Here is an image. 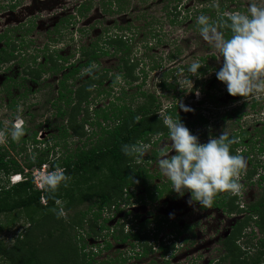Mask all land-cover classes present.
I'll return each instance as SVG.
<instances>
[{"label": "rangeland", "instance_id": "obj_1", "mask_svg": "<svg viewBox=\"0 0 264 264\" xmlns=\"http://www.w3.org/2000/svg\"><path fill=\"white\" fill-rule=\"evenodd\" d=\"M80 1L83 0H18L16 3L18 6L14 7V11L0 12V32L14 27L17 30L13 29L10 34L17 39L19 34H22L19 25L23 22L28 23L31 29L24 36L25 42L21 47L23 53L18 52L16 58L22 57L23 54L25 58L36 55L35 64L42 63L43 55L54 52L67 57L66 62L73 63L78 59L81 61L82 58L78 55L76 48L81 45L86 46L93 40L101 46L104 35H124L130 48V61L136 63L134 68L136 76L128 83L117 77V83L108 95H96L91 91L86 102H81L79 108L70 113L75 117L77 131L68 129V135L65 137L59 136L58 128L68 125L67 116L58 118L52 112L54 111L52 106L49 105L50 91L55 87L54 78H58L59 74L55 77V74L51 72H43L38 84H29L26 80V86L29 84L32 90L23 101L18 100L16 109L13 111L9 109L6 112L2 111L9 103V96H4L0 92L2 123L0 130L10 132L11 120H14L17 115L30 119L25 124L27 129L25 135L19 142L13 141L10 146L9 134L7 143L0 145V152L4 153L5 159H14L23 173L26 171L30 173L33 166H28L30 167L28 169L25 163L33 160V155L35 159L39 156L47 159L45 163L48 165L53 158L93 142L99 132L98 127L89 124V121L93 123L95 120L92 110L103 107L112 100L114 103L125 101L134 104L140 100L137 96L139 88L156 94L162 106L176 101L192 109L185 112L177 106L175 112L180 115L182 123L193 120L198 114L205 117L207 119L205 124L196 123L191 127V133L199 138L200 143H206L210 136L218 137L222 132L228 135L240 133L242 136L235 139L241 141V144L234 148V153L239 152L245 157L247 170L241 176L242 192L235 195L237 202L242 206L264 196V190L258 183V175L264 173L260 168L264 155L253 153L247 157L244 152L251 148L253 136L264 129V94H261L259 99L255 97L244 99L239 96L233 97L228 93L226 85L216 76L222 67L223 58L217 60L215 49L202 38L200 27L197 25L198 16L209 15V12L200 10L203 7L217 8L213 5L218 4L222 7L223 13L246 12L251 0H127V2L125 0L121 14L103 12L102 3L106 0H91L87 12L77 20L75 19L74 24L57 27L59 29L57 30L54 24L58 18L71 13ZM255 2L264 6V0H255ZM117 26L128 29L120 31L116 28ZM51 50L54 51L51 52ZM77 55L79 58L76 59ZM117 61V54L100 56L97 65L92 63L91 67L83 69V74L73 81L74 86L79 83L80 77L89 74L86 71L89 69H91L90 73H93L96 68L99 70L107 68L108 75L116 73L113 67ZM197 61L202 67L194 75L189 71V67ZM3 65H9L8 73L21 69L16 62ZM44 67H47V64ZM2 70L0 68V81L7 73ZM160 80L168 83L169 89L160 90L158 86ZM107 81L108 78H105L102 84L106 85ZM36 86H38L37 90H35ZM20 91H22L21 87L13 88L9 91V95ZM115 97L122 100H117ZM243 101L245 105L240 110L239 119L236 117L220 119L222 111L232 109ZM18 108L22 111L18 112ZM83 118H86L85 122H82ZM32 131H35L36 142L28 138ZM42 137L45 139L38 141ZM148 142L147 145H150V148L147 153L143 157L138 155L134 158L135 163L144 166L152 176L147 179L146 184L133 186L134 197L137 198L131 201L135 202V206L130 209L131 214L138 217L133 228H143L147 235L144 236L149 239V242L170 241L172 243L170 250L161 254L153 244L148 253L137 254L140 247L130 248L127 242L122 243L110 235L105 237L96 235L95 232L98 231L89 225L88 214L82 220L81 228H75L78 214L90 203L84 196L85 192H82L84 195L76 194L73 199L68 198L55 203L58 205V212L63 209L61 207L63 202L68 203L63 209L65 214L60 218H57V214L52 209L46 210V213L50 212V218L55 219L51 222L53 225L48 222V225L43 223L41 226L40 222H45L43 219H46L43 209L18 208L0 213V264H28L27 258H31L28 252L31 249H36L34 252L36 264L76 263L81 255L79 243L74 238L75 233L78 236L84 235L86 247L83 250L87 253L91 252V260L95 264H214L219 254L223 252L220 240L228 235V231L235 221L242 217V213L229 214L215 207H203L198 204L189 206L187 203L190 199L189 192L186 191L183 197L178 196L158 165L161 148L167 146L171 150L169 133L160 137L150 136ZM153 152L156 154L153 155ZM10 174L13 173L9 172L5 175L0 172V187L10 185L8 180ZM30 175L33 179L34 175ZM102 186L106 188L107 182ZM146 186L148 190L158 187L162 192L159 196L154 193L153 200L146 199ZM137 199L140 201L136 202ZM259 213L264 217V207ZM170 214H174V218H170ZM119 217L121 213L114 215L106 225L110 227L118 225ZM158 217H164L167 223L157 225L153 219ZM257 220L260 219L257 217ZM168 221H171L173 225ZM252 221H249L241 229V235L234 239V244L240 253L247 252L251 255L257 250L256 239L260 233ZM49 224L56 226L50 228L51 237H57L60 240L59 243H63L65 247L70 246L71 254L65 252L66 248L62 250L59 243L48 238L46 231ZM185 225L188 226L187 229H183ZM60 228L64 229V236H61ZM176 230H180L181 233L176 234ZM250 230H252L251 234ZM87 231L91 232L92 237L87 236ZM43 239L50 241L42 245ZM103 239L109 241V248L103 247ZM221 264L229 263L225 261ZM258 264H264V255Z\"/></svg>", "mask_w": 264, "mask_h": 264}, {"label": "trees", "instance_id": "obj_2", "mask_svg": "<svg viewBox=\"0 0 264 264\" xmlns=\"http://www.w3.org/2000/svg\"><path fill=\"white\" fill-rule=\"evenodd\" d=\"M124 1L125 0H106L102 3V10L105 13L121 14L122 6L125 4ZM17 2L18 0L0 1V12L2 10L7 12L14 11V7L18 6L16 5ZM90 2L91 0H83L77 3L75 5L76 7L71 10V13L61 15V17L58 18L54 27L62 28L66 24H74L73 22L75 19L77 20V18L87 12L90 7ZM200 10L209 12L208 16L211 19L213 18L212 21L215 22H219L223 15L222 7L220 6L217 8L207 6ZM172 20H170V22ZM19 27H21L20 30L22 34L20 33L17 39L13 38L10 34L13 29H16L14 27L0 32V65L16 62L21 66L20 70L14 73L10 71V73L4 76L2 90L9 95L10 87H21L23 90L21 95L24 96L30 88V85L26 86V78L29 80V83L38 84L39 78L43 72H51L55 75L61 73L55 81V87L50 91L49 98L52 108L55 110V116L58 118L67 116L66 122H68V125H62L58 128L60 133V135H58L60 137L68 135V129L74 130V132L77 131L75 117L70 113L74 110L76 111L81 102H86L91 91L95 92L96 95H108L112 87L116 85L117 77L122 78L124 82L127 81L128 83L136 76L134 74L136 63L130 61V48L126 43V37L124 35H104L101 46L96 44V40H93L86 46L81 45L77 48L78 55L82 58L81 61L78 59L73 63L66 62L67 57H62L54 52L43 55L42 63L35 64L37 59L36 55H30L28 58H25V54H23L21 55L22 57L16 58L17 53L22 51L21 47L25 42V34L31 29L30 25L26 22L20 24ZM198 27H200V25H198ZM58 28L57 30H59ZM116 28L118 30L120 29V31L128 29L124 26H117ZM220 30L224 32L226 38L231 37L232 33L230 29L221 28ZM53 51L54 50H51V52ZM111 53H113V55H118V61L113 67L116 73L108 75L109 70L107 68H101L100 70L96 68L93 73L80 77L79 83L74 86L73 81L83 74V69L85 67H91L92 63L97 65L100 56L110 55ZM78 55L76 59L79 58ZM45 64H47V67H44ZM8 69H10L9 66ZM105 78H108V81L106 85H103L102 83ZM158 86L160 90L164 88L169 89V84L164 80H160ZM35 90H37V88ZM137 96L140 100L136 101L134 104L121 101L122 98L115 97L117 100L120 99L121 102L114 103L112 100L103 107L93 109L92 114L95 120L93 123L89 121V124L98 127L99 134L96 139L91 143L86 145L83 144L81 147L75 148L73 151L65 153L64 155H59L49 161L48 170L50 172L54 171L58 165L64 168L66 174L71 177L67 187H64L62 184L55 193L46 191L44 187L36 189L33 187L29 172H27L25 173L26 179L6 187H0V213L10 212L18 208L32 210L43 209L46 219H43L45 222H40V224L41 226H43V223L48 225V222L52 224L51 222L55 221V219L50 218V212L46 213V210L52 209L53 211V209H55L56 211L54 212L57 213L58 205L55 204L57 201L66 200L68 198L73 199L76 194L84 195L82 192H85L84 196L90 203L84 211L78 214L77 222L75 221V228H81L82 220L88 214L89 225L95 227L98 231L95 232L96 235H103V237L110 235L112 238L122 243L127 242L130 248L140 247V251L136 252L137 254L144 255L148 253L154 245L161 254H165L170 250L172 248V243L170 241L149 242V239L145 237L147 235H145L143 228H133L135 223H137L136 218L138 217L129 216L130 211H124L121 206V204H129L131 200L137 198L134 197V185L146 184L145 182L147 179L152 176L144 166H139L135 163L136 159L134 158L138 156V153L132 152L131 155H125L122 149L125 145L133 146L138 143L148 144L150 136H166L168 134V128L163 122L164 116L171 115L173 118L178 117L179 114L175 112V109L179 106V103L172 101L168 105L162 106L156 94L147 92L144 89L140 90L139 88L137 89ZM244 105L245 103L243 101L232 109H225L222 111L220 119L227 120L233 117L239 119L240 110ZM8 107L12 108L13 105L9 103ZM137 118H139V120H137ZM85 121L86 118H83L82 122ZM102 122L106 124L103 125ZM206 122L207 119L198 114L196 118L191 121L188 120L183 124L191 132V127L196 123L205 124ZM34 136L35 132L33 131L28 138H30L32 142H35ZM228 136L230 139H235L242 135L239 133V135L229 134ZM253 138L252 145L250 146L251 148L244 151L245 155L247 157L253 153L264 155V129L261 133L255 134ZM255 139H258V141H255ZM256 142L257 145H255ZM12 144L13 140L10 139L9 145L11 146ZM240 144L241 141H238L231 145L232 154H235L234 148ZM155 154L156 153L153 152V155ZM46 161L47 159L39 156L34 160H28L25 165L27 167L39 166ZM30 167H28V169ZM260 168L264 172V160L260 164ZM0 172L5 175H8L9 172L23 174L21 167L16 161L14 159H5L3 152H0ZM106 182L107 186L105 188L102 185ZM262 182H264V173L258 175V183L261 184L260 187L264 190V183ZM161 192L162 190L160 188L154 187L152 190L147 189V194L145 193V195L147 198L153 200L154 193L159 196ZM40 198L44 199V203L40 202ZM80 199H82V197ZM67 205L68 203L63 202L61 207L64 209ZM211 207H215L229 214L242 213V217L235 221L228 231V235L220 240L223 252L219 254L214 264H221L225 261L229 264H258L264 255V217L259 213L264 207V196L262 195L254 201H250L241 206L237 202L235 195L227 192L220 193L215 197ZM118 213H121V217L118 219L119 222H117V224H119L113 227L106 225V223ZM257 217L260 220H257ZM251 220H253V225L258 228L260 236L256 239L257 250L249 255L247 252H239V249L234 244V239L236 240L237 236L239 234L241 235V229ZM153 221L157 225L167 223L164 217L154 218ZM50 224L46 231V235L51 241L59 243L60 240L57 237H51L52 233L50 228L53 226ZM169 224L173 225L171 221ZM125 227L127 229H124ZM187 228L188 226L186 225L183 227V229ZM59 230L61 236H64V229L60 228ZM123 230L125 232H123ZM90 233V231H87L88 237L91 236ZM175 233L179 234L181 231L176 230ZM251 233L252 230H250V234ZM74 238H76V242L79 243L81 256L79 261L73 264H95L91 260V252L87 253L83 250L86 247L84 235L80 234L78 236L75 233ZM49 239H43L42 245L46 241H50ZM103 241V247L105 249L109 248V241H106V239H103ZM60 245L62 250L66 248L65 252L71 254L70 246L65 247L63 243ZM35 250L36 249L29 250L28 253L31 255V258H27L28 264H36Z\"/></svg>", "mask_w": 264, "mask_h": 264}, {"label": "clouds", "instance_id": "obj_3", "mask_svg": "<svg viewBox=\"0 0 264 264\" xmlns=\"http://www.w3.org/2000/svg\"><path fill=\"white\" fill-rule=\"evenodd\" d=\"M197 24L202 38L215 49L217 60L223 58L216 76L226 85L228 93L233 97L259 99L264 94V6L251 0L246 12H225L219 22L201 14L197 17ZM221 28L230 29L231 37L226 38ZM201 67L197 61L190 65L189 71L195 75ZM86 71L90 73L91 69ZM179 107L185 112L192 111L182 103ZM2 111L6 112L7 108ZM19 111L22 109L18 108ZM163 122L168 128L171 150L167 146L161 148L158 165L178 196L183 197L186 191L191 194L187 201L189 206L211 207L220 193L239 195L242 192L241 176L247 170V161L239 152L232 154L231 145L238 142L236 139H230L226 132H222L218 137L210 136L208 142L200 143L199 138L181 122L179 115L176 118L165 115ZM25 124L22 116L17 115L10 132L0 130V145L7 143L9 134L13 141L19 142L25 135ZM149 148L150 145L138 143L125 145L122 150L125 155L136 152L143 157ZM32 159H35L34 155ZM39 179L46 191L55 193L62 184L67 187L71 177L57 165L54 171L42 172ZM56 214L60 218L65 213L61 209ZM170 218H174V214H170Z\"/></svg>", "mask_w": 264, "mask_h": 264}, {"label": "built area", "instance_id": "obj_4", "mask_svg": "<svg viewBox=\"0 0 264 264\" xmlns=\"http://www.w3.org/2000/svg\"><path fill=\"white\" fill-rule=\"evenodd\" d=\"M33 170L29 173V176L31 177V182H32V184H33V187L34 188H36V189H41L43 186L41 185V183H40V175H41V173L42 172H45V171H48V172H50L49 170H48V165L45 163V162H43V163H41L39 166H33V168H32ZM27 172V171H26ZM26 172H24L23 174L22 173H13V174H10L9 176H8V180H9V182L10 183H14V182H16V181H21V180H23V179H26L27 177L25 176V173ZM30 174H32V175H34L33 177V179H32V176L30 175ZM38 174V175H37ZM141 199V198H140ZM142 199H145L144 197H142ZM146 199H148L147 197H146ZM132 201V200H131ZM130 201V203L129 204H126V205H123V204H121V206H122V208L124 209V211L125 210H127V211H130V214H129V216H134L133 214H131V209L132 208H134V206H135V202H131ZM140 200L139 199H137V201L136 202H139ZM149 201V200H148ZM40 202L41 203H44V199L43 198H40ZM131 208V209H130ZM128 216V217H129ZM86 240V239H85Z\"/></svg>", "mask_w": 264, "mask_h": 264}, {"label": "flooded vegetation", "instance_id": "obj_5", "mask_svg": "<svg viewBox=\"0 0 264 264\" xmlns=\"http://www.w3.org/2000/svg\"><path fill=\"white\" fill-rule=\"evenodd\" d=\"M76 49H77V48H76ZM22 53H23V52H22ZM9 64H10V63H9ZM8 66H9V65H7V66L0 65V68L3 69L2 71H6V72H7V73H5V75L8 74ZM60 74H61V73H60ZM60 74H59V75H60ZM5 75H4V76H5ZM57 75H58V74H57ZM57 75H55V77H56ZM59 75H58V77H59ZM4 76L2 77V80L0 81V87H1V88H0V90H1L0 92L3 93L4 96H9V103L12 104L13 107H12V108L8 107V104H9V103H7L5 107H6L7 109L13 111V110L16 109V106H17V102H18V100H19V101H20V100L23 101V99L27 96L28 92L32 90V88L30 87V88L28 89V92H27L26 95H24V96L21 95V93H22L23 90L20 91V92H17V93L14 94V95H7L5 92H2V91H3V90H2V81H3V79H4ZM18 76H19V74H18ZM54 79H55V81L57 80V78H54ZM26 80H28V79H26ZM28 83H29V80H28ZM29 84H31V83H29ZM29 84H28V85H29ZM13 88H14V89H19L20 87H10V90L13 89ZM36 88H38V86H36ZM49 105L52 106L51 103H50ZM52 110H54V108H53ZM52 112H54V115H55V110L52 111ZM22 118L25 120V122H27L28 120H30V119H25L23 116H22ZM14 120H15V119H14ZM14 120H13V119L11 120L12 123L14 122ZM0 123H1V121H0ZM10 124H11V123H10ZM1 125H2V123H1ZM25 129H26V128H25ZM26 130H27V129H26ZM32 132H33V131H32ZM32 132H31V133H32ZM34 132H35V131H34ZM39 133H40V132H39ZM29 135H30V134H29ZM29 135H28V136H29ZM34 137H35V136H34ZM44 139H45V137H44V138L42 137L41 139H38V141H39V140H44ZM35 142H36V140H35ZM189 195H190V194H189ZM94 263H95V262H94Z\"/></svg>", "mask_w": 264, "mask_h": 264}]
</instances>
